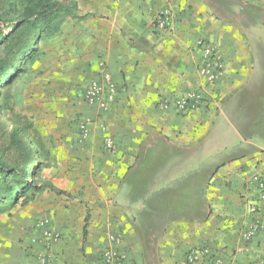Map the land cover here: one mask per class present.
I'll use <instances>...</instances> for the list:
<instances>
[{
  "label": "crops",
  "instance_id": "obj_1",
  "mask_svg": "<svg viewBox=\"0 0 264 264\" xmlns=\"http://www.w3.org/2000/svg\"><path fill=\"white\" fill-rule=\"evenodd\" d=\"M75 1L82 18L40 45L36 72L49 81L51 101L33 113L47 124L49 180L65 193L46 190L0 214V264H37L36 223L46 217L61 234L52 264H102L114 232L127 264H184L191 249L206 246L234 264L264 262V228L242 237L254 217L247 179L264 169V126L256 142L238 139L240 149L226 156L218 158L214 145L227 103L255 109L264 94L256 84L264 0ZM164 9L170 24L159 29L154 20ZM200 39L218 46L223 75L197 109H162L201 85ZM100 60L119 87L116 100L105 112L83 102L76 129L69 122L76 87L98 76ZM81 114L94 119L85 139Z\"/></svg>",
  "mask_w": 264,
  "mask_h": 264
},
{
  "label": "trees",
  "instance_id": "obj_2",
  "mask_svg": "<svg viewBox=\"0 0 264 264\" xmlns=\"http://www.w3.org/2000/svg\"><path fill=\"white\" fill-rule=\"evenodd\" d=\"M71 18H82L75 0H0V112L11 123L10 158L0 157V214L46 190L65 193L50 180H36L48 150L32 117L17 107L15 82L23 63L38 61L39 44Z\"/></svg>",
  "mask_w": 264,
  "mask_h": 264
},
{
  "label": "built area",
  "instance_id": "obj_3",
  "mask_svg": "<svg viewBox=\"0 0 264 264\" xmlns=\"http://www.w3.org/2000/svg\"><path fill=\"white\" fill-rule=\"evenodd\" d=\"M170 24V10H162L155 18L154 25L159 29H164ZM198 46L202 51V62L199 67V73L202 83L198 88L186 90L184 93L176 96L173 101H162V109H167L171 104L181 113L197 109L206 101V95L210 88L218 81L224 73V61L221 57L218 46L205 39L198 41ZM100 72L96 78L89 81L83 92V102L90 107L96 108L99 112L107 111L116 100L119 87L109 72L106 62L99 61ZM101 115V114H100ZM94 123L90 115H79L78 127L79 135L85 139ZM102 129L104 122H99ZM105 147L113 148V140L110 136L105 137ZM247 185L251 188L254 195L248 202V210L254 215L253 220L243 229L242 237L245 241L251 240L264 228V169L254 172L248 179ZM36 228L40 230L41 237L38 242L42 244L43 251L37 255V264H52V246L61 238L60 232L50 228L49 219L42 218L37 221ZM110 245L102 253V264H127L126 255L118 249L122 242V236L119 233H109ZM206 264H234L230 257L224 258L220 251H213L211 247L194 248L187 254L184 264H198L201 261ZM262 260L254 261L252 264H263Z\"/></svg>",
  "mask_w": 264,
  "mask_h": 264
},
{
  "label": "rangeland",
  "instance_id": "obj_4",
  "mask_svg": "<svg viewBox=\"0 0 264 264\" xmlns=\"http://www.w3.org/2000/svg\"><path fill=\"white\" fill-rule=\"evenodd\" d=\"M41 43L43 44L44 41ZM41 43L39 44V47L40 45H42ZM36 63L34 65H28L26 62L23 63V69L25 70H22L19 73L15 82V91L17 94L15 100L18 109L27 112L32 117L37 129L40 131V134L43 138V132H46L47 124L45 122H41V120L36 118L35 114L33 113L39 114L38 112L42 111L43 105L46 106L51 100L49 99L48 93L49 81L44 80V78H42L40 74L36 72L38 71L36 70ZM88 83L86 82V84ZM80 84L82 86L77 85L75 90L76 101L73 105L75 108L71 116H69L70 119L68 118L70 124L74 122L76 129V117L81 112L80 106L83 103V92L87 86L83 83ZM256 84L264 89V59L262 57H258L257 61ZM261 96V99L259 98V105L255 109H253L249 104L248 110H245L243 108V103L238 102L235 104L227 103L223 110H221V113L219 114L217 120V127L219 133H222V136L217 133L218 138L214 141V145L217 151L216 156L218 158L226 156V154H228L229 152H235L237 149H240V146L234 144L238 141V139H240L241 141V139L246 138L247 140H250L252 142L257 141V132H260V130L264 126V94L262 93ZM10 130V121L8 120L7 116L3 115L0 112V157L8 159L10 158V153L8 150ZM260 137V139L264 138L263 135ZM222 138H224V142H226L224 143V146H222ZM225 146H227L226 149ZM40 161L43 162L40 169L38 170L36 180H49L51 178V163L47 158L44 157L41 158ZM64 178L65 177L63 176L60 179Z\"/></svg>",
  "mask_w": 264,
  "mask_h": 264
}]
</instances>
